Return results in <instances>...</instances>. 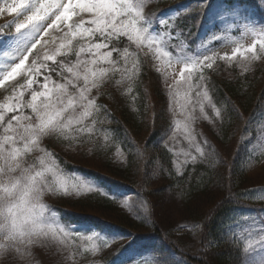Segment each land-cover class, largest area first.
<instances>
[{
  "label": "snow or ice",
  "instance_id": "6c2138e0",
  "mask_svg": "<svg viewBox=\"0 0 264 264\" xmlns=\"http://www.w3.org/2000/svg\"><path fill=\"white\" fill-rule=\"evenodd\" d=\"M151 2L11 0L9 3L0 0L3 5L0 16L15 14L4 29L11 32L14 26L18 43L11 63L0 70V88L7 93L0 102V264H45L44 258L61 264L56 257L66 251V241L73 233L83 235L70 226L58 224L55 216L46 215L49 208L45 200L52 196L80 195L82 189L91 191L92 187L83 183L69 186L55 163V154L44 143L55 138L67 141L72 148L73 139L81 144L91 142L97 132L108 140L110 130L96 127L104 123L96 116L103 112L107 118L108 113L98 100L109 94L106 93L108 88L119 91L123 75L138 69L136 62L128 67L134 53L138 54L145 47L148 51L154 49L157 60L168 58L167 65L172 66L174 49L168 47L172 42L168 37H175L177 28L170 25L169 20L179 19L180 13L158 19L155 13L147 11ZM210 7V0H198V9ZM259 7L264 8V0H259ZM202 14L197 11V15ZM239 14L238 9L225 6L217 18ZM156 23L166 31L154 32ZM260 48L264 50V41L260 42ZM236 54L233 52L232 56ZM231 58L201 53L182 54L175 60L176 64L184 65L183 69H177L179 79L175 82L183 81L194 91L201 113L204 112L202 101H206L215 115L221 116L224 109H217L212 102L204 70H211L217 59ZM153 67L162 75L163 85L171 90L170 80L175 79V73L169 77L167 68ZM197 69L198 75L194 77ZM117 72L121 73V79H114ZM10 80L12 83L8 84ZM82 134L88 137L87 141ZM187 138L195 141L194 136ZM96 143L98 150H106L107 145L100 144L99 137ZM203 144L208 145L207 140ZM194 146L201 159L207 158L208 153L201 144ZM117 159L126 163L122 153H118ZM191 162H197L196 155L191 157ZM260 225V259L249 260L248 264H264V219L260 220ZM86 239L90 241L93 237L87 235ZM210 246L211 242L206 247ZM254 250L251 243L244 248L246 254ZM85 251L95 253L97 247ZM170 259L162 250L154 255L155 264H169Z\"/></svg>",
  "mask_w": 264,
  "mask_h": 264
},
{
  "label": "rangeland",
  "instance_id": "374dc122",
  "mask_svg": "<svg viewBox=\"0 0 264 264\" xmlns=\"http://www.w3.org/2000/svg\"><path fill=\"white\" fill-rule=\"evenodd\" d=\"M169 1L172 0H152L147 11L155 13L158 19H168L174 13H180L181 17V15L191 11L193 7H197L198 4V0H174L175 2L171 6H167L166 4ZM8 2L10 3L11 0H8ZM210 3L212 7L206 8L198 36L194 39L188 38L186 35L188 32L179 23V19L169 20V24L175 25L177 28L175 37H168L172 41L168 47L174 49L171 67L167 65L168 58L157 60L155 50L148 51L145 47L138 54L134 53L129 60V68H131L133 62L138 63L139 67L134 73L129 72L123 75L121 89L118 91L114 87L108 88L106 93L109 94L99 98L98 103L105 105L108 113L107 118H105L103 112L96 116L97 120L104 121L103 125L98 124L96 127L98 130L100 128L110 130L108 140H105L103 135L97 132L93 135L91 142L81 144L79 140L73 139L72 148L68 147L67 141L61 142L55 138L45 140L44 146L51 151L48 148L50 145L55 150L69 155L75 160H80L82 163L87 159L104 158L111 159L115 163H121L117 156L118 153H122L124 156V152L120 141L112 133V109L115 105L122 103L136 108L143 103L141 99L144 100L148 96H153L165 105L167 115H165L167 120L166 129L155 141L156 149L165 147L168 150L173 165L175 164L177 174L193 169V165H195L191 162L193 155L197 156V162L205 160L201 159L195 152V144H201L208 154L210 152L216 153L211 150L213 146H211L212 142L209 138L212 137L218 117L206 101H202L204 112L201 113L200 106L196 103L194 91H190L183 81L180 83L175 82L179 79L177 69H183L184 67L183 64H176L175 60L182 54L206 53L212 55L215 53L217 56L232 57L224 60L217 59L211 70H204V75L208 78L207 88L211 97L216 89L213 78L235 79L252 72L264 62V50L260 48V42L264 41V8L259 7V0H210ZM0 6L3 5L0 4ZM225 6L238 9L240 14L238 16L224 15L218 19L217 16L222 13ZM14 15L5 13L4 16H0V70L6 68L11 63V57L16 54L14 49L18 46V43L15 38L14 26L11 32L4 29V25L11 21ZM153 31L163 33L166 30L159 23H156L153 26ZM181 31L183 32L182 36L180 35ZM253 45H255V48H253ZM37 47L39 48V45ZM250 49L252 50L250 51ZM130 51H133V49ZM233 52L237 53L234 57L232 56ZM30 60L31 56L29 57ZM153 65H159L162 69L167 68L169 77H172L175 73V79L170 80L173 85L171 90L163 85V77L156 72ZM198 72L197 69L193 74L194 77L198 75ZM121 78L119 72L114 76V79ZM17 79L20 78L17 77ZM7 83L11 84L12 81L10 80ZM5 95L7 93L0 88V102H3ZM212 102L214 103V101ZM216 108L219 109L217 106ZM89 125L91 126V122H89ZM189 135L194 136L195 141L188 139ZM97 137H99L100 144L107 145L106 150H98ZM82 138L88 140V137L83 134ZM205 140H207L210 148L208 145L203 144ZM242 145L244 147L246 177H244L245 182L241 188L247 190V196L250 195L253 198L255 205L251 204L238 208L227 216L225 221H228L224 234L227 237H232L241 246L243 264H248V261L252 259L258 261L261 255L258 240L262 237L258 235V230L261 226L260 220L264 219V211H261L264 210V205H262L264 203V100L248 120L242 138ZM186 160L187 163H185ZM55 163L63 171L69 186L73 183H83L92 187L91 191L82 189L80 195H59L45 200V204L49 208L46 215L55 216L57 223L61 226H70L76 232L83 234L76 236L73 233L66 241L64 244L66 251L62 252L60 257H56V259L61 260V264H92L93 261L96 264H152L155 261L154 255L159 254L161 250L165 256L171 258L169 263L179 262L178 255L174 251L157 246L155 238L151 236L144 234L131 235L107 223L95 222L89 218L73 220L62 213H58L52 207L54 204L71 199H80L95 193L110 198L121 210L135 219L143 217L146 204L144 201L135 198L132 191L119 184L102 181L86 172L72 171V169L61 166L57 159H55ZM166 178L168 179L167 171L161 168L157 157L153 158L146 170L145 184L147 188H152L154 191V197L158 200L157 210L159 213H165V217L169 214L171 228L164 229V231L166 234L170 231L175 236L183 234L182 238L177 240V243L190 252L195 251L200 244L197 237L199 228L191 221L176 218L178 217V210L183 209L179 206L180 202L175 192L168 187ZM214 182L216 181L214 180ZM214 185L210 188L211 192L219 190L221 183H214ZM172 221L173 223H171ZM182 225L183 227H181ZM87 235H91L93 239L87 240ZM113 237L115 239H111ZM249 243L255 246V250L246 254L244 248ZM94 246L97 247L95 253L85 251V249H91ZM114 246L120 247L116 253L112 252ZM65 256L67 260H63ZM44 259L45 264H53L52 259Z\"/></svg>",
  "mask_w": 264,
  "mask_h": 264
},
{
  "label": "trees",
  "instance_id": "16d2710c",
  "mask_svg": "<svg viewBox=\"0 0 264 264\" xmlns=\"http://www.w3.org/2000/svg\"><path fill=\"white\" fill-rule=\"evenodd\" d=\"M174 2L169 1L166 5L171 6ZM197 11L203 14L197 15ZM205 12L206 9L195 6L179 18L178 21L186 28L189 39L198 36ZM212 80L216 89L211 99L219 109H224L216 120L212 137L209 138L213 146L211 150L216 153L210 152L205 160L195 163L193 169L178 173L180 176L168 150L165 147L156 149L155 141L166 129L167 115L165 105L153 96L141 99L143 103L136 108L122 103L112 109V133L120 141L126 163H115L105 158L87 159L82 163L49 145L48 148L61 166L72 171L86 172L102 181L119 184L132 191L135 198L146 204L141 219L132 218L113 200L97 193L61 201L54 204L53 209L73 220L89 218L131 235L151 236L155 238L157 246L174 251L179 262L243 264L241 246L224 234L228 221L225 219L238 208L255 205L253 198L247 196V190L241 188L246 177L242 138L249 118L264 100V62L241 77ZM155 157L159 159L161 168L167 171L168 187L175 192L179 206L183 209L178 210L176 218L191 221L199 228L197 237L200 244L195 251L190 252L177 243L183 234L175 236L170 231L167 234L164 231L171 228L169 214L165 217V213H159L154 191L145 184L148 164ZM214 183H221V186L216 192H211L210 188ZM209 242L211 246L206 247ZM119 248L114 246L112 252H118Z\"/></svg>",
  "mask_w": 264,
  "mask_h": 264
}]
</instances>
